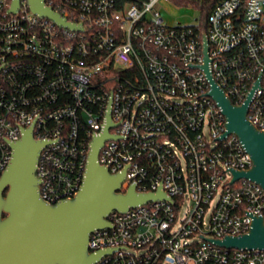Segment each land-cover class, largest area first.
I'll return each mask as SVG.
<instances>
[{"label": "built area", "instance_id": "built-area-1", "mask_svg": "<svg viewBox=\"0 0 264 264\" xmlns=\"http://www.w3.org/2000/svg\"><path fill=\"white\" fill-rule=\"evenodd\" d=\"M19 1L13 13V0H0V174L33 127L49 143L36 170L41 199H73L110 119L116 138L98 162L126 172L122 193L161 188L165 199L111 213L112 228L90 236L91 253L111 251L94 264H264V251L214 242L249 233L264 217V189L233 182L231 171L253 162L225 136L203 68L207 56L214 81L234 105L249 101L247 118L264 131V0H222L195 25L168 24L166 0H45L75 28Z\"/></svg>", "mask_w": 264, "mask_h": 264}, {"label": "water", "instance_id": "water-1", "mask_svg": "<svg viewBox=\"0 0 264 264\" xmlns=\"http://www.w3.org/2000/svg\"><path fill=\"white\" fill-rule=\"evenodd\" d=\"M19 2L13 0V13L19 9ZM28 2L32 13L60 26L75 28L48 7L45 0ZM205 61L203 68L211 83L209 96L222 108L227 120L225 136H237L253 162L248 171L232 170L233 182L247 179L264 189V131L247 118L249 101L234 105L214 81L207 56ZM112 126L109 119L104 134L93 142L80 192L55 205L41 199V182L36 177L41 151L49 143L37 141L32 127L12 144L13 158L0 175V264H94L111 251L91 253L90 236L97 230L112 228L107 221L111 213H125L138 205L165 199L161 188L157 193L143 194L133 185L122 193L126 172L111 174L98 162L105 141L116 138L109 134ZM214 242L227 249L264 251V217L254 218L249 233Z\"/></svg>", "mask_w": 264, "mask_h": 264}, {"label": "rangeland", "instance_id": "rangeland-1", "mask_svg": "<svg viewBox=\"0 0 264 264\" xmlns=\"http://www.w3.org/2000/svg\"><path fill=\"white\" fill-rule=\"evenodd\" d=\"M163 17L168 24L172 25H195L202 21V13L200 9H198L194 5H190L188 7H178L172 2L166 0L162 4ZM186 206V205H185ZM185 208H183L181 217L184 215ZM136 254H140L139 251L135 252ZM164 264H175L172 261H167Z\"/></svg>", "mask_w": 264, "mask_h": 264}, {"label": "trees", "instance_id": "trees-1", "mask_svg": "<svg viewBox=\"0 0 264 264\" xmlns=\"http://www.w3.org/2000/svg\"><path fill=\"white\" fill-rule=\"evenodd\" d=\"M178 7L196 6L202 13V20L209 16L215 6L222 0H168ZM1 175V174H0Z\"/></svg>", "mask_w": 264, "mask_h": 264}]
</instances>
